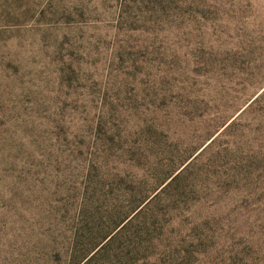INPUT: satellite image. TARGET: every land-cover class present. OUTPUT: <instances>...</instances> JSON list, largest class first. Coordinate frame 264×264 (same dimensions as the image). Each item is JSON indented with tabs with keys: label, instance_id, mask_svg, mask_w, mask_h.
I'll use <instances>...</instances> for the list:
<instances>
[{
	"label": "rangeland",
	"instance_id": "1",
	"mask_svg": "<svg viewBox=\"0 0 264 264\" xmlns=\"http://www.w3.org/2000/svg\"><path fill=\"white\" fill-rule=\"evenodd\" d=\"M0 264H264V0H0Z\"/></svg>",
	"mask_w": 264,
	"mask_h": 264
},
{
	"label": "trees",
	"instance_id": "2",
	"mask_svg": "<svg viewBox=\"0 0 264 264\" xmlns=\"http://www.w3.org/2000/svg\"><path fill=\"white\" fill-rule=\"evenodd\" d=\"M112 231V229L106 231L105 233H103L102 235H100V238L97 239V241L95 243H93L92 245V249L95 247V245H97L104 237H106V235H108L110 232ZM86 254L82 255V257H84Z\"/></svg>",
	"mask_w": 264,
	"mask_h": 264
}]
</instances>
